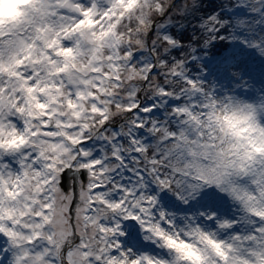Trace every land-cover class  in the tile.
<instances>
[{
  "label": "snow or ice",
  "instance_id": "obj_1",
  "mask_svg": "<svg viewBox=\"0 0 264 264\" xmlns=\"http://www.w3.org/2000/svg\"><path fill=\"white\" fill-rule=\"evenodd\" d=\"M203 3L0 0V264H264V0Z\"/></svg>",
  "mask_w": 264,
  "mask_h": 264
},
{
  "label": "rangeland",
  "instance_id": "obj_2",
  "mask_svg": "<svg viewBox=\"0 0 264 264\" xmlns=\"http://www.w3.org/2000/svg\"><path fill=\"white\" fill-rule=\"evenodd\" d=\"M19 2L20 0H11L12 4ZM13 11V8L8 10L10 14ZM0 14H3V10H0ZM149 36L151 37V34H149ZM251 64H253V66L249 65V75L246 77V79L249 80V85L243 90L238 89L237 92L241 100H244L246 103L254 104L258 109H260V106L264 105V66H262L259 62ZM259 118L262 122H264V110L259 112Z\"/></svg>",
  "mask_w": 264,
  "mask_h": 264
},
{
  "label": "trees",
  "instance_id": "obj_3",
  "mask_svg": "<svg viewBox=\"0 0 264 264\" xmlns=\"http://www.w3.org/2000/svg\"><path fill=\"white\" fill-rule=\"evenodd\" d=\"M217 3H218V0H204L203 8L206 11H210L212 8L217 6ZM214 52H216V54L221 55V56L226 55V53H227V51L224 50L223 48H221L219 51L212 50L209 52V58H211V56L213 55Z\"/></svg>",
  "mask_w": 264,
  "mask_h": 264
},
{
  "label": "clouds",
  "instance_id": "obj_4",
  "mask_svg": "<svg viewBox=\"0 0 264 264\" xmlns=\"http://www.w3.org/2000/svg\"><path fill=\"white\" fill-rule=\"evenodd\" d=\"M10 9V5L5 4L4 5V11H8ZM257 122L259 123V112L257 113Z\"/></svg>",
  "mask_w": 264,
  "mask_h": 264
}]
</instances>
